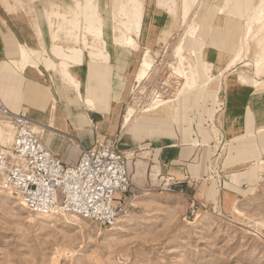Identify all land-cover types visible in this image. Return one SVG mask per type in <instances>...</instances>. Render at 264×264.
I'll return each mask as SVG.
<instances>
[{"label": "crops", "instance_id": "obj_1", "mask_svg": "<svg viewBox=\"0 0 264 264\" xmlns=\"http://www.w3.org/2000/svg\"><path fill=\"white\" fill-rule=\"evenodd\" d=\"M168 1L145 0L144 2L138 52L148 48L154 61L156 55L153 51L161 50V39L166 33H169L168 39L173 38L177 32L182 31L183 27L182 0H174L177 3L175 8H172ZM1 2L10 14L0 4V62L13 56L17 44L40 51V49L43 50L41 46L44 43L45 49L50 52L52 42L45 16L42 26L37 23L42 30L39 31L36 29L37 25H33L27 19L23 10L12 12L9 0ZM214 2L209 6L221 8L224 0ZM110 3L111 0L109 5ZM49 5L51 8L55 4ZM48 7L43 8L42 13L45 9L48 10ZM98 8L100 14L99 0ZM12 10H14L13 7ZM246 12L242 8L235 13V16L227 12L208 13L211 23L210 31L208 30L200 40L202 59L211 66L210 75L217 77L224 74L219 94L221 102L219 110L214 112L215 119L212 125L213 136H217L216 128L218 144L223 143L221 151L223 148L226 149L224 153L221 151L218 153L217 157L222 155L223 160L216 168L205 162L204 157L205 144H212V137L207 131H203L201 125L197 126V133L194 130L192 133V125L187 121L190 110L200 103L211 121L214 117L209 106L205 105V102L202 103L201 92L191 93L179 102H170L158 112L136 113L123 131L124 122L120 124L121 100L127 82L126 75L123 74L131 65L132 59L137 57L138 52L113 44L112 40H106L105 35L107 52L104 51V54L107 58L94 59L85 52L82 64L71 70V75L80 80L86 96L93 102L96 110L84 107L75 97L71 86L61 81L59 74L41 67L26 68L21 74L1 72L0 98L12 111L27 110L29 117L37 123L34 126L35 131L40 133L44 130V136H42L44 144L63 163L74 164L77 161L78 144L88 148L96 140L116 136L119 132L121 136L118 137V149L131 155V151L140 150L142 151L141 160L138 161L146 163L147 166L149 164L148 169L146 167L148 173L145 178L146 185H149V181L153 183L158 180V178L155 181L152 180L156 177L158 166L160 174L158 177L163 176L162 180L158 181L170 182L169 179H171L179 183L176 188L182 189L183 196L188 201H202L214 206L213 208L217 205L220 213L231 214L234 208L243 205V197L240 193L250 185L253 187L250 188L254 189V184L261 177L259 173L264 171V139L252 134V131L264 129V90L257 91L253 86L252 80L257 78L251 68L247 70L244 67L248 61H251V57L247 59L248 57L244 56L245 52L240 63L228 68L238 49L242 26L243 29L245 28L243 15ZM108 13L110 16V12ZM195 14L192 20L197 21ZM101 20L105 29L107 20L102 17ZM47 38L48 47L45 42ZM108 42L114 47V53L109 52ZM239 76L245 77L247 83H240ZM52 97L55 99L54 110L51 104ZM187 102H195V104L192 107ZM136 107L134 104L129 106L126 113L130 108L136 110ZM159 116L164 118H158ZM247 130L249 132H246ZM214 145L216 147L217 143L213 142V147ZM153 151L155 154H152ZM132 164H134L133 161ZM131 168L134 167H129L130 174ZM207 168L209 178L211 175L214 177L217 189L218 182L225 176L220 173L227 174V188L221 191L216 190L217 200L209 195V189L212 186L210 180L207 181L209 185L207 187V184L199 182L205 176ZM215 169L220 172H215ZM201 188L204 191H201Z\"/></svg>", "mask_w": 264, "mask_h": 264}, {"label": "rangeland", "instance_id": "obj_2", "mask_svg": "<svg viewBox=\"0 0 264 264\" xmlns=\"http://www.w3.org/2000/svg\"><path fill=\"white\" fill-rule=\"evenodd\" d=\"M1 1L0 4L6 11ZM9 1L15 10L11 7V11L23 10L27 19L33 25H37L36 29L39 31H42L39 25L42 26L44 16L46 18L49 13V4H71L70 0ZM214 1L200 0L199 9L195 14L197 21L192 20L193 15L190 19V22L199 24L200 40L208 30L210 31L211 23L208 13H225V10L220 11L217 6H209L210 3H215ZM109 2L110 0H99L100 15L107 21L110 19ZM45 7H48V10L45 9L42 13ZM252 8L253 6L250 7V11ZM243 11H247L246 8H243ZM248 15L249 13L245 17L247 18ZM107 21L104 29L106 40L111 37ZM48 29L50 34V26ZM244 30L246 28L243 29L242 26L240 37L244 35ZM168 34L166 33L167 36L161 39V50L153 51L156 55L155 71L144 84L145 95L137 93L132 95L128 91L142 51L132 59L126 73L123 71L127 82L122 94L120 124L129 106L134 103L135 106L143 105L149 101L150 89L161 90L164 92L163 96H172L174 93L177 83L170 81L169 85H165L169 74L167 62L172 60L171 49L181 32H177L173 38L169 39ZM45 42L48 47V38ZM61 44L66 45V41L61 40ZM107 44L109 52L114 53V47L109 42ZM167 46H169L168 49ZM41 47L47 51L44 43ZM43 50L40 49V51ZM166 51L167 54H165ZM0 77H2L1 73ZM198 92L202 94V103L205 102V105L216 113L220 103L214 102L210 90L204 89ZM194 104L195 102L188 103L192 107ZM215 113L211 121L200 103L192 108L187 116V121L192 125V133L193 130L197 133V126L201 125L203 131H207L212 137V144H205L204 157L205 162L212 164L213 168H216L223 160L222 155L216 160L223 143L218 144L216 128L217 136H213L212 122H214ZM247 134L250 135V133ZM119 135L118 132L116 136L111 137H119ZM213 142L217 143L216 147L215 145L213 147ZM131 152L133 163L141 160L142 151ZM152 154L155 152L153 151ZM146 167L148 169L149 164ZM147 169L146 174L143 165L138 170L135 167L130 169L134 188L127 196L116 197V202L125 208V212L120 216L116 226L111 228L80 217V221L68 219L64 215H56L49 221L36 219L32 214L21 210L13 199L0 197V264H264V171L259 173L262 179L259 177L260 180L256 181L254 189H251L253 187L250 185L240 193L243 197V205L234 208L231 214L224 215L217 209V205L213 208L214 206L197 201L201 204L198 206L196 203L193 204L195 200L188 201L184 194L177 191H163L162 183L158 181L162 180L163 176L153 178V181L157 178L158 180L153 183L149 181V185H146ZM208 172L207 168L205 176L199 180L204 185L209 180ZM215 172L220 171L215 169ZM220 175L225 176L217 184L218 189L214 184L209 189V195L214 200H217L216 190L221 191L227 188V174L223 172ZM212 202L216 204L215 201ZM198 214H202L204 223L200 220L194 221ZM117 227L119 229L113 230Z\"/></svg>", "mask_w": 264, "mask_h": 264}, {"label": "bare ground", "instance_id": "obj_3", "mask_svg": "<svg viewBox=\"0 0 264 264\" xmlns=\"http://www.w3.org/2000/svg\"><path fill=\"white\" fill-rule=\"evenodd\" d=\"M70 1L71 4L68 5H53L46 17L47 24L51 28L50 40L52 47L50 48V52L39 51L26 45L17 44L13 56L8 57L6 61L2 60L0 62V73L21 74L26 68L38 69L39 67L49 72L57 73L64 84L71 86L75 97L79 99L84 107L86 106L89 110H96L93 102L86 96L80 80L71 75V70L82 64L85 52L94 59L105 60L107 58L104 54V51H106L104 42L105 32L99 14L98 0ZM144 2L145 0H111L108 6L110 12L108 25L111 32L110 40H112L113 44L135 52L140 50L138 39L142 26ZM160 2L164 3V1ZM167 3L172 8H175L177 4L174 0H169ZM181 3L183 6L181 21L183 27L181 34L171 49L172 60L171 62H167L169 74L165 81V85H169L170 81H174L178 85L172 96H163L164 92H161V90L150 89L148 91L151 94L149 101L143 105L137 104L136 110L130 108L125 114L123 131L126 130L136 113L158 112V110L170 102H179L185 96L200 90H210L213 94L214 102H221L219 94L221 93L224 74H220L217 77L210 75L211 66L202 59V44L198 30L199 24L190 22L192 15L199 9L200 0H182ZM226 6H228L227 9ZM251 6L253 8L250 11ZM242 8H246L247 10L245 15L249 13L247 18L243 15L246 30H244V35L240 37L238 49L228 68L240 63L244 52L246 54L244 56H251V61L247 62L244 67L247 70L249 68L252 69L254 76L257 78L252 80V84L257 91H261L264 90V0H224L223 6L219 7V10H225L228 14L235 16V13ZM61 40H65L66 45H62ZM154 63L155 61L150 50L148 48L143 50L138 66L132 76V85H130L128 90L129 94L133 95L137 93L145 95L144 84L150 79L152 72L155 71ZM238 79L240 83H247V79L243 76H239ZM51 102L54 110L55 99L53 97L51 98ZM158 118H164V116H159ZM79 126L82 127V125ZM35 129L36 127H34ZM40 134L44 136V130H41ZM252 134L264 139V129L257 130L256 132L252 131ZM10 138V123L0 121V146L6 145L10 141ZM225 149L223 148L222 151L224 152ZM126 157L129 167L132 166L138 170L143 165L146 169V163L136 161L132 164V155L126 153ZM219 158L220 156L216 157V160ZM159 175V168L157 166L156 177ZM213 179L214 177L211 175L209 180L212 185L216 186ZM211 193L215 194L214 192ZM0 197L13 199V202H16L15 204L20 206L21 210L32 214L36 219L49 221L56 216L31 213L20 201L1 189ZM64 216L68 219L72 218L80 221V218L77 216ZM197 220L204 223L202 214H198L195 217L194 221L196 222ZM117 229L119 228L117 227L113 230Z\"/></svg>", "mask_w": 264, "mask_h": 264}, {"label": "built area", "instance_id": "obj_4", "mask_svg": "<svg viewBox=\"0 0 264 264\" xmlns=\"http://www.w3.org/2000/svg\"><path fill=\"white\" fill-rule=\"evenodd\" d=\"M0 121L11 126L9 143L0 147L1 190L34 214L72 215L116 226L125 212L116 197L134 188L118 137H102L88 148L78 144L77 161L65 164L46 147L26 109L12 111L0 98ZM169 181H163V191L184 194L176 188L179 183Z\"/></svg>", "mask_w": 264, "mask_h": 264}]
</instances>
